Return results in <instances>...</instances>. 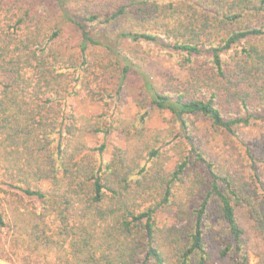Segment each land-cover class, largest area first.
<instances>
[{
    "label": "trees",
    "instance_id": "1",
    "mask_svg": "<svg viewBox=\"0 0 264 264\" xmlns=\"http://www.w3.org/2000/svg\"><path fill=\"white\" fill-rule=\"evenodd\" d=\"M153 44L183 82L147 71ZM79 96L101 111L69 109ZM262 113L264 0H0V260L250 264L241 208L264 264V133L246 176L200 125L238 136Z\"/></svg>",
    "mask_w": 264,
    "mask_h": 264
},
{
    "label": "rangeland",
    "instance_id": "2",
    "mask_svg": "<svg viewBox=\"0 0 264 264\" xmlns=\"http://www.w3.org/2000/svg\"><path fill=\"white\" fill-rule=\"evenodd\" d=\"M151 48L154 49V55L148 64L147 71L152 76H157L160 72H167L171 74L177 82H183L186 78V72L176 63L173 51L169 48H163L159 44H153L151 45ZM122 103L125 116L133 118L137 112L133 97L124 95L121 99V104ZM67 106L69 109H73L75 112L82 115L98 114L102 108L101 104L91 102L83 96L70 98L67 102ZM200 125L202 127L203 143L211 156L217 160L220 159V161L226 159L234 172H243L246 176L253 174V170L250 168L249 163L244 161V150L247 145L255 143L264 133V113L260 115V119L255 121L251 127L239 130L238 136L224 133L217 139H213L212 136L208 134L210 130L208 129L209 125L203 121H200ZM148 126L151 128L162 127V118L155 113ZM89 140L93 144L106 141L102 136L90 137ZM107 142L109 148H107L108 151L106 154L110 155L112 152L111 144H119L120 140L116 136H113ZM259 166L264 167V164L259 163ZM32 201L39 205L37 201ZM237 216L240 223L245 228L246 238L251 246L250 264H255L256 260L253 255V251H255L253 223L246 211L241 208L237 209ZM0 264L15 263L0 260Z\"/></svg>",
    "mask_w": 264,
    "mask_h": 264
}]
</instances>
